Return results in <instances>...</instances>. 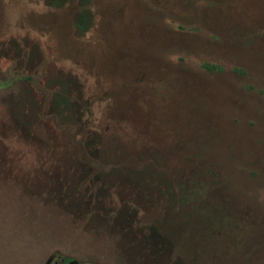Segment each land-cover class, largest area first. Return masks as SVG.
Here are the masks:
<instances>
[{
  "label": "rangeland",
  "instance_id": "obj_1",
  "mask_svg": "<svg viewBox=\"0 0 264 264\" xmlns=\"http://www.w3.org/2000/svg\"><path fill=\"white\" fill-rule=\"evenodd\" d=\"M90 7L0 0V264H264V0Z\"/></svg>",
  "mask_w": 264,
  "mask_h": 264
},
{
  "label": "trees",
  "instance_id": "obj_2",
  "mask_svg": "<svg viewBox=\"0 0 264 264\" xmlns=\"http://www.w3.org/2000/svg\"><path fill=\"white\" fill-rule=\"evenodd\" d=\"M68 1H71V0H49L50 4L58 5V6H63ZM75 1H77L81 5V9L76 15L75 26L81 34H85L93 27L94 19H95L94 13L90 7L91 0H75ZM205 67L212 71L224 70V67L219 66V65H214V64H206ZM262 93H264V91H262ZM57 94L55 93V96H57V100L59 99L58 103L64 104L66 102L65 98L63 97L61 98V96L60 95L58 96ZM69 106H70V110L71 109L75 110L74 103L70 102ZM69 260L71 259L70 258L66 259V262Z\"/></svg>",
  "mask_w": 264,
  "mask_h": 264
},
{
  "label": "flooded vegetation",
  "instance_id": "obj_3",
  "mask_svg": "<svg viewBox=\"0 0 264 264\" xmlns=\"http://www.w3.org/2000/svg\"><path fill=\"white\" fill-rule=\"evenodd\" d=\"M48 1H49V0H48ZM71 1H75V0H71ZM68 2H69V1H68ZM68 2H67V3H68ZM65 4H66V3H65ZM65 4H64V5H65ZM79 11H80V10H79ZM76 15H77V14H76ZM76 15H75V19H76ZM75 19H74V23H75ZM75 27H76V26H75ZM76 29H77V28H76ZM90 30H91V29H90ZM90 30H89V31H90ZM71 261H72V259L66 262V259H65V260H62V262H58V261H56V264H69Z\"/></svg>",
  "mask_w": 264,
  "mask_h": 264
},
{
  "label": "water",
  "instance_id": "obj_4",
  "mask_svg": "<svg viewBox=\"0 0 264 264\" xmlns=\"http://www.w3.org/2000/svg\"><path fill=\"white\" fill-rule=\"evenodd\" d=\"M69 264H80L77 260H72Z\"/></svg>",
  "mask_w": 264,
  "mask_h": 264
}]
</instances>
